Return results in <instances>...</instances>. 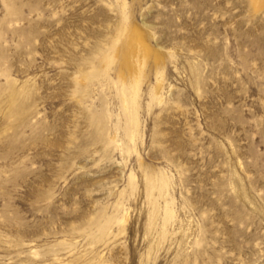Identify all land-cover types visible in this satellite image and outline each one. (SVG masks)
<instances>
[{
  "label": "rangeland",
  "instance_id": "obj_1",
  "mask_svg": "<svg viewBox=\"0 0 264 264\" xmlns=\"http://www.w3.org/2000/svg\"><path fill=\"white\" fill-rule=\"evenodd\" d=\"M0 264H264V0H0Z\"/></svg>",
  "mask_w": 264,
  "mask_h": 264
},
{
  "label": "bare ground",
  "instance_id": "obj_2",
  "mask_svg": "<svg viewBox=\"0 0 264 264\" xmlns=\"http://www.w3.org/2000/svg\"><path fill=\"white\" fill-rule=\"evenodd\" d=\"M144 61V60H143ZM143 61H141V62H139V64L138 65H143ZM131 62L132 63H134V61L133 60H131ZM145 64V63H144ZM133 65V64H132ZM144 66V65H143ZM160 87V81L158 82V84H157V88H159Z\"/></svg>",
  "mask_w": 264,
  "mask_h": 264
}]
</instances>
